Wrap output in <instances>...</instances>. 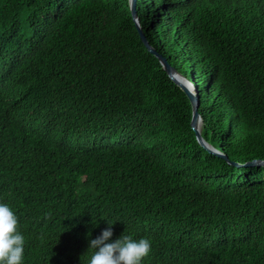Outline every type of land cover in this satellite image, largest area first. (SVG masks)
<instances>
[{
    "label": "trees",
    "instance_id": "16d2710c",
    "mask_svg": "<svg viewBox=\"0 0 264 264\" xmlns=\"http://www.w3.org/2000/svg\"><path fill=\"white\" fill-rule=\"evenodd\" d=\"M135 8L0 0V203L24 264H89L107 222L151 241L142 264H264V164L243 165L264 161V0Z\"/></svg>",
    "mask_w": 264,
    "mask_h": 264
},
{
    "label": "clouds",
    "instance_id": "9594fccd",
    "mask_svg": "<svg viewBox=\"0 0 264 264\" xmlns=\"http://www.w3.org/2000/svg\"><path fill=\"white\" fill-rule=\"evenodd\" d=\"M107 223L109 227L89 242V249L93 250L89 264H142L150 256L152 244L147 238L136 240L131 235L122 234L109 242L114 223ZM24 247L25 237L20 231L19 217L8 204L0 203V264H24Z\"/></svg>",
    "mask_w": 264,
    "mask_h": 264
},
{
    "label": "water",
    "instance_id": "95a60500",
    "mask_svg": "<svg viewBox=\"0 0 264 264\" xmlns=\"http://www.w3.org/2000/svg\"><path fill=\"white\" fill-rule=\"evenodd\" d=\"M130 1V8H131V15L133 17V19L135 20V22H137V15H136V8H135V0H129ZM138 23V22H137ZM139 29V28H138ZM140 31V35L143 38V40L146 42V45L150 48V50L157 54L156 50L154 48H152L151 46L148 45L141 29ZM157 56L160 59V62L162 63L163 67L165 68V70L167 71L168 75L176 82L178 83L186 92L187 96L189 97L191 104H192V115H191V127L194 129L195 134H196V138L199 141V143L201 145H203L204 147H206L210 152L216 153L220 156H223L224 158L226 157L224 154H222L221 152H219L218 150H216L213 146H211L210 144H208L201 136L200 131H199V125L201 122V117L199 115V112L197 110L198 107V99H197V95H196V91L195 88H193L191 82L187 79V77H185L184 75H182L181 73H179L173 66H171L165 59V57H162L161 55L157 54ZM176 75L180 78H183L182 80H178V78L176 77ZM191 89V91L188 89V87ZM233 164L236 165H241L237 162L234 161H230ZM254 164H264L263 160H257V159H252L250 161H247L245 163H243V165H254Z\"/></svg>",
    "mask_w": 264,
    "mask_h": 264
},
{
    "label": "bare ground",
    "instance_id": "6f19581e",
    "mask_svg": "<svg viewBox=\"0 0 264 264\" xmlns=\"http://www.w3.org/2000/svg\"><path fill=\"white\" fill-rule=\"evenodd\" d=\"M176 77L178 78V76H176ZM178 80H179V78H178ZM180 80H181V79H180ZM183 80H184V79H183ZM199 131H201V130H200V125H199ZM200 134H201V133H200Z\"/></svg>",
    "mask_w": 264,
    "mask_h": 264
},
{
    "label": "rangeland",
    "instance_id": "374dc122",
    "mask_svg": "<svg viewBox=\"0 0 264 264\" xmlns=\"http://www.w3.org/2000/svg\"><path fill=\"white\" fill-rule=\"evenodd\" d=\"M176 76H177V75H176ZM178 78L181 79V80L183 79V78H180V77H178ZM199 123H201V122H199Z\"/></svg>",
    "mask_w": 264,
    "mask_h": 264
}]
</instances>
